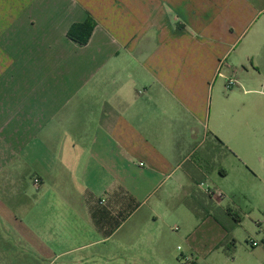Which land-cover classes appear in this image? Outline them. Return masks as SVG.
Returning a JSON list of instances; mask_svg holds the SVG:
<instances>
[{
    "label": "crops",
    "instance_id": "crops-1",
    "mask_svg": "<svg viewBox=\"0 0 264 264\" xmlns=\"http://www.w3.org/2000/svg\"><path fill=\"white\" fill-rule=\"evenodd\" d=\"M262 12L264 0H0V264H182L151 224L161 208L197 217L191 178L229 154L212 138L215 84ZM89 17L80 45L67 33Z\"/></svg>",
    "mask_w": 264,
    "mask_h": 264
},
{
    "label": "rangeland",
    "instance_id": "rangeland-1",
    "mask_svg": "<svg viewBox=\"0 0 264 264\" xmlns=\"http://www.w3.org/2000/svg\"><path fill=\"white\" fill-rule=\"evenodd\" d=\"M231 54L228 60L237 64L228 69L224 62L220 70L211 123L232 153L220 159L201 185L202 191L220 193L221 206L231 210L229 235L224 240V231L215 221L202 222L188 209L180 211L181 207L171 212L158 209L165 218L151 224L169 241L177 259L185 256L182 264H264V12L239 38ZM229 78L236 79L237 85L228 88ZM220 168L226 171L225 177ZM172 186L168 183L164 190ZM162 194L166 193L160 190L149 203L159 201ZM138 218L128 221L120 234ZM176 228L179 230L173 231ZM251 241L259 246L253 247Z\"/></svg>",
    "mask_w": 264,
    "mask_h": 264
},
{
    "label": "trees",
    "instance_id": "trees-1",
    "mask_svg": "<svg viewBox=\"0 0 264 264\" xmlns=\"http://www.w3.org/2000/svg\"><path fill=\"white\" fill-rule=\"evenodd\" d=\"M95 21L92 18H88L83 23L73 24L70 29L68 30L67 36L72 39L73 41L77 42L80 45H86L93 33L95 28ZM213 141L216 144L217 150L223 151L225 153H232L224 143L216 136H212ZM204 168L206 172L212 171L206 164H204ZM220 174H225V170L223 168L219 169ZM192 187L188 191V197L186 201L192 206L194 213L200 219H204L206 217H212L220 225L225 229L227 232V237L229 235V227L224 224V222L220 218V211L213 203L212 195L208 194L205 191H202L199 186L204 183L202 179L197 177L191 178ZM229 212V211H227ZM232 215V214H231ZM235 221L239 222L235 217H233Z\"/></svg>",
    "mask_w": 264,
    "mask_h": 264
},
{
    "label": "built area",
    "instance_id": "built-area-1",
    "mask_svg": "<svg viewBox=\"0 0 264 264\" xmlns=\"http://www.w3.org/2000/svg\"><path fill=\"white\" fill-rule=\"evenodd\" d=\"M236 85H237V81H236V79H234V78H229V79H227L226 86H227L228 88L234 87V86H236ZM263 89H264V85H263ZM34 184L38 186V184H39V180H38V179H35V180H34ZM205 192H207L208 194L212 195V197H213L214 200L217 199V198H218V199L221 198L220 193H216V192L211 191V190H209V189L206 190ZM219 200H220V199H219ZM251 245H252L253 247H256V246H259V243L256 242V241H251Z\"/></svg>",
    "mask_w": 264,
    "mask_h": 264
}]
</instances>
